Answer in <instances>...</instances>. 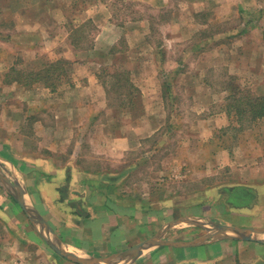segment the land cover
I'll return each instance as SVG.
<instances>
[{"label":"crops","instance_id":"0c3cea01","mask_svg":"<svg viewBox=\"0 0 264 264\" xmlns=\"http://www.w3.org/2000/svg\"><path fill=\"white\" fill-rule=\"evenodd\" d=\"M95 1L80 20L99 29L91 47L71 45L70 54H61V47L52 53L55 58L35 53L29 60L27 53L40 49L41 42L29 43L28 37L38 39L47 30L45 37L51 39L63 20L41 15L43 6L54 13L67 2L0 0V26L9 21L20 30L17 35L0 27L1 68L11 67L17 54L34 67L31 72L58 60L100 67L104 63L82 58L101 54L105 63L123 59L117 72H127L136 89L128 104L125 90L108 93L109 83L95 76L77 79L76 85L69 78L61 92L55 85L64 80L47 87L41 80L8 79V91L0 93V264H80L70 257L83 264H264L262 202L229 203L234 194L252 198L248 191L253 185L264 198V136L245 142L239 158L228 142L208 145L213 152L205 161L228 165V182L189 191V174L181 172L188 167V146L182 140L188 122L173 109L174 97L182 95L173 94L175 80L165 68L159 82L139 80L145 60L150 61L144 68L155 72L166 64L170 42H187L200 31L207 32L206 40L239 31L250 35L249 28L209 31L242 11L246 0H129L135 10L119 15L112 6L127 0ZM74 2L69 0L68 7ZM140 3L147 5V17L138 16ZM62 13L69 18L68 11ZM32 22L34 29L27 27ZM157 35L165 40L153 45ZM245 41L237 44V52L242 46L245 51ZM123 42L128 47L118 50ZM213 44L218 52L225 47ZM181 57L171 67L184 68ZM254 128L264 130V117ZM177 129L176 141L171 133ZM225 148L227 155H220ZM173 164L179 172L173 173ZM224 202L230 209L217 214Z\"/></svg>","mask_w":264,"mask_h":264},{"label":"rangeland","instance_id":"374dc122","mask_svg":"<svg viewBox=\"0 0 264 264\" xmlns=\"http://www.w3.org/2000/svg\"><path fill=\"white\" fill-rule=\"evenodd\" d=\"M60 1L61 4L67 2L64 9L61 8L59 11L49 13L50 10L47 5L43 6L41 12V15L44 16L51 15L52 17L53 15L54 21L57 20L54 18H63V20H60L61 24L57 25L60 27L58 35L56 34L53 38L48 39L45 37L47 30L46 32L42 31V35L38 37V39L30 35V37H28L29 43L35 40L41 42L38 43L41 48L36 52L34 50L27 53L29 60L35 58V53L42 57L48 56L49 58H55L52 53L54 50H58V48H60V50L65 48V52L60 51L61 54H70L69 47L71 45L75 48L86 49L91 47L94 43V38L98 35L99 29L97 31V28L91 22L82 24L81 22L83 21L80 20H84L85 17L83 14L87 13V10L95 8L96 1L76 0L74 5H71V8L67 5L69 0ZM140 4L142 7L137 11V13L140 12L138 16L144 15L147 17V5L145 3ZM241 5H243L244 8H242V11L237 12V10H235L232 19L214 24L212 27H209V31L212 30V33L217 32V30H219L218 32H224L228 29L235 28L236 32L237 30H247L246 28H249L252 30L250 35H248V33L243 34V31H239L235 36L228 38L211 36L210 39L206 40V38H204L206 36L204 35L207 32L200 31L197 33V37L195 36V38H191L187 42L184 41L174 44L170 42V44H167L165 47L168 53L167 56L169 57L166 58V64L164 65L163 63V65H161L163 67L155 72L152 68H144L145 65H149L148 62L150 61L149 59H144L146 63L143 64L141 75L139 76V80L141 81L154 78L159 82V80L164 79L160 70L164 71L165 68L167 75L172 78V80H175L172 89L173 94L179 93L182 95V99H176L174 97L173 109L176 108L178 110V115L179 112L182 113L181 119L183 122H188H186L188 124L187 139L182 138L188 146L186 154L188 167L187 170H181V172H188L189 174V191L204 189L221 182H228L230 171H232L228 165H215L211 159L208 162L205 161L211 152H213L211 149H208V145L212 147L214 144H219V146L225 147L228 142L229 148H232L237 158H239L244 150L245 142L257 138L258 134H260V137L264 136V130L260 133L255 131L254 125L256 122H252L249 112L243 111L244 108L248 107L249 102L253 103V101L249 99L264 94V0H246V2L241 3ZM33 7L34 5L29 7L31 11L29 18L33 17L36 12ZM175 7L178 8L179 6ZM112 8H114V12L118 15L120 13L127 14L131 13V10H135V4L127 0V3L116 4L112 6ZM37 9L39 8L37 7ZM65 11L69 12L68 19L64 13H62ZM207 15H209V13H207ZM28 25V28L34 29L36 24L34 25V22H32ZM0 27L4 28V31L9 29L10 32L19 35V27L18 29L15 28L13 22L10 23L7 21ZM218 37H220V41H215ZM164 40V36L161 37L157 35L154 38L155 43L153 45L161 44ZM244 41L247 46L245 47V51H243L244 47L242 46V48L240 47L241 52H237L235 50L237 44H244ZM213 42H223L225 47H223L221 52H218L217 48L213 47ZM127 47L128 45L123 42L120 43L117 48L118 50L125 51ZM224 48L228 49V52L224 51ZM144 54L146 56L148 52ZM21 57L22 56L17 54L14 57L15 61L11 67L9 65V68L0 67V93L8 91V86L11 85L7 84V81H9L8 79H11L13 82L15 81L14 79L20 80L19 78L21 75L25 76L30 69L34 70V67H28L23 60L21 61ZM180 57L184 61L185 64L183 65H185V67L180 69L171 67L176 65L175 62L179 61L178 59L176 60V58ZM103 59L104 56L101 54H96L95 57L92 56L91 58L89 56L82 58V62L92 61L97 64L104 63L100 67L89 63L76 66L74 62H69L71 64L67 66V75L59 79L60 82L64 80L63 82L65 83H58L55 87L59 88V92L64 91L67 88V79L71 78L70 80H73L72 83L76 85L77 79L78 81H85L84 76H95L97 80H113L110 74L117 71L116 66L123 63V59H110L111 64L109 61L106 62L108 63L106 64L105 59ZM118 59L120 60L119 62H117ZM76 62L79 64L78 60ZM219 63L229 64L225 67V65L221 66ZM1 65L2 63L0 66ZM106 71H109V75L105 77ZM177 71L179 74H183L178 75V73H176ZM21 80L25 81L26 78H21ZM148 88L154 89L149 85ZM113 93L116 92L114 91ZM176 118L178 121L177 116ZM177 124H180L179 121ZM214 126H220L221 129L217 127L213 129ZM171 135L173 136L172 139L177 141L179 139L178 129L177 133H171ZM197 140H202L204 142L200 141L201 143L198 144L199 141ZM198 146L201 148H198ZM172 151L173 155H176L175 149H172ZM227 152L228 149L225 148L220 155H227ZM202 160H204V163H200V165L196 164L202 162ZM175 166L178 165L173 164V173L179 172V170H176L179 167ZM177 180H179V177ZM252 188V191H248L250 192L248 194H251L252 198L250 196L246 197L244 194L241 198H233L229 203L246 204L253 201L258 205L262 202L263 204L261 203V205L264 206V198L261 199L255 194L258 190L257 187L253 185ZM214 203L220 204L218 201ZM221 205L223 207L222 209L218 207L215 210L217 214L230 209L225 202ZM238 223H241V221H238Z\"/></svg>","mask_w":264,"mask_h":264},{"label":"trees","instance_id":"16d2710c","mask_svg":"<svg viewBox=\"0 0 264 264\" xmlns=\"http://www.w3.org/2000/svg\"><path fill=\"white\" fill-rule=\"evenodd\" d=\"M69 62L58 60L55 63L49 64L47 67H45L42 71H29L26 73L25 76L21 75L19 79L21 78H27L33 80V82L36 80L43 81L44 84L47 85V87L55 85V81H58L61 77L67 75L68 69L67 66H69ZM109 75V71H106L105 77ZM110 77L113 79L111 81L109 80H103L104 83L106 81L109 83V89L108 93H111L113 91L122 89L125 90V95L129 98L127 103H131V96L136 93L135 87L129 82V75L127 72H113L110 74ZM114 81V83H113ZM53 84V85H52ZM108 85V84H107ZM108 87V86H107ZM120 91V90H119ZM252 102H249L248 107L244 108L243 111L249 112L250 119L252 122H257L258 119H261L264 117V94L261 96L252 97L249 99ZM123 105H127L125 101H122ZM233 198H241L242 195L234 194L233 196H230Z\"/></svg>","mask_w":264,"mask_h":264},{"label":"water","instance_id":"95a60500","mask_svg":"<svg viewBox=\"0 0 264 264\" xmlns=\"http://www.w3.org/2000/svg\"><path fill=\"white\" fill-rule=\"evenodd\" d=\"M215 237H218V238H223L221 235H215ZM73 261H76V262H78V263H80V264H83L82 262H80V261H77L75 258H73V257H70Z\"/></svg>","mask_w":264,"mask_h":264}]
</instances>
